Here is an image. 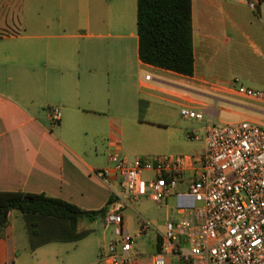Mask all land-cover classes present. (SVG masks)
Here are the masks:
<instances>
[{"label": "crops", "instance_id": "0c3cea01", "mask_svg": "<svg viewBox=\"0 0 264 264\" xmlns=\"http://www.w3.org/2000/svg\"><path fill=\"white\" fill-rule=\"evenodd\" d=\"M245 11L241 0H192L194 74L187 77L140 62L136 0H0V192L42 194L98 211L110 199L98 173L109 167L111 141L127 160L157 157L146 150L157 143L152 127L160 126L150 119L154 103L160 115L169 106L194 108L204 123L243 116L232 86L236 66L243 56L252 82L264 68L263 26ZM53 108L61 113L57 123ZM13 215L6 229L16 235ZM7 238L0 264H12L14 237ZM154 246L149 260L132 251L128 264H152L157 238Z\"/></svg>", "mask_w": 264, "mask_h": 264}, {"label": "built area", "instance_id": "2783aa9c", "mask_svg": "<svg viewBox=\"0 0 264 264\" xmlns=\"http://www.w3.org/2000/svg\"><path fill=\"white\" fill-rule=\"evenodd\" d=\"M241 1L259 13L260 0ZM232 86L238 95L264 103V92L244 87L236 79ZM181 115L205 118L187 107ZM60 117V110L53 108L51 121L57 123ZM203 141L199 157L132 160L119 154L116 140L109 143V167L98 173L110 190L103 225L105 229L115 226L119 239L103 246L90 264H128L134 240L123 228L124 210L141 199L166 205L171 196L182 217L165 223L152 264H166V256L177 264H264V126L208 119ZM180 184L186 185V191L178 192ZM150 226L142 221L138 234Z\"/></svg>", "mask_w": 264, "mask_h": 264}, {"label": "rangeland", "instance_id": "374dc122", "mask_svg": "<svg viewBox=\"0 0 264 264\" xmlns=\"http://www.w3.org/2000/svg\"><path fill=\"white\" fill-rule=\"evenodd\" d=\"M244 15L260 21V27L264 26V2L260 3L258 14L248 9ZM197 21L199 24L202 22V15L199 17V14H195V23ZM246 61L242 56L236 66L238 72L235 73L234 78L244 87L264 92V68H262V79L259 78V81L252 82L248 74L249 68ZM255 77H258V75ZM156 95L170 99L161 93H156ZM234 100L244 107L243 116H232L230 122L227 123L248 121L264 126V103L244 97H235ZM154 104L156 107L154 105L150 119L156 121L155 123L160 126L152 127L158 130L157 143L146 150L155 153L156 156H200L204 151V121L188 119L181 115L182 109L172 106L166 108L169 110L167 115H160L157 111L159 104L157 102ZM143 114L140 115L141 119ZM249 116L260 119L261 123L250 119ZM121 144L129 149V142L125 137L122 138ZM180 191L181 189L178 190V192ZM176 211V198L172 197L166 205L148 199H141L133 203L132 209L123 212L126 217L125 229L134 240L133 252L137 254V259L147 261L152 257L157 236L163 233V227L168 220L176 221ZM15 214L17 218L13 215L10 222L16 229V235L8 228L4 230L2 237V246L5 244L10 245L7 236L11 239L14 237L13 244L11 241L13 245L11 247L12 264H89L90 254L100 250L110 239H119L115 233V226L111 225L108 229H105L101 218L97 216L93 221H87L79 225L80 231L86 230L88 233L78 241L50 240L44 242V239L48 236L47 232L41 233L39 236H33L29 230L31 227L28 228L25 224L24 216L17 211H15ZM142 221L148 222L151 226L145 233L139 235ZM46 227L48 228V221L42 220L35 230L46 229ZM165 263L177 264L174 258L170 256H166Z\"/></svg>", "mask_w": 264, "mask_h": 264}, {"label": "trees", "instance_id": "16d2710c", "mask_svg": "<svg viewBox=\"0 0 264 264\" xmlns=\"http://www.w3.org/2000/svg\"><path fill=\"white\" fill-rule=\"evenodd\" d=\"M136 30L141 63L182 76L194 74L192 0H136ZM144 109L141 102L140 115ZM12 211L24 216L33 236L47 232L44 242H48L82 239L88 231H78L79 223L103 216L105 208L84 211L42 194L0 192V241ZM42 220L48 221V228L35 230ZM161 242L157 237V247Z\"/></svg>", "mask_w": 264, "mask_h": 264}]
</instances>
